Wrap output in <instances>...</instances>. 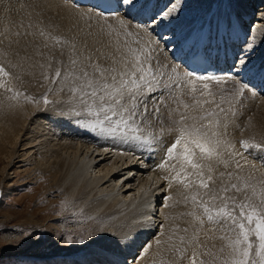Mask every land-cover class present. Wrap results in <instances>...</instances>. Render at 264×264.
I'll use <instances>...</instances> for the list:
<instances>
[{
    "label": "snow or ice",
    "instance_id": "obj_1",
    "mask_svg": "<svg viewBox=\"0 0 264 264\" xmlns=\"http://www.w3.org/2000/svg\"><path fill=\"white\" fill-rule=\"evenodd\" d=\"M110 2L115 6L97 11L73 0L74 20L65 31L49 17L47 23L41 18L9 34L5 62H0V94L9 101L23 95L37 111L42 107L113 144L161 153L155 168L162 173V207L185 209L172 215L185 226L175 223L166 239L155 240L161 264H264V172L254 176L256 164L237 149L239 143L245 152L256 150L264 167V125L257 133L252 116L236 123L247 107L246 94L258 95L255 81L264 85V63L255 64L251 56L264 46V26L245 29L237 12L239 28L229 21L236 49L231 62L216 71L197 70L164 55L170 42L164 30L175 37L186 0ZM190 50L199 54L195 43ZM25 64L30 75L35 78L39 70L40 81L47 82L39 83L44 89L39 96L17 88L23 78L16 70ZM229 127L240 131L238 139L230 138ZM237 157L245 159L246 174ZM139 191L141 208L155 215L152 188ZM159 227L163 237V224ZM202 231L210 244L201 241ZM101 236L117 244L124 238L101 230L89 242ZM150 248L143 247L132 264Z\"/></svg>",
    "mask_w": 264,
    "mask_h": 264
},
{
    "label": "bare ground",
    "instance_id": "obj_2",
    "mask_svg": "<svg viewBox=\"0 0 264 264\" xmlns=\"http://www.w3.org/2000/svg\"><path fill=\"white\" fill-rule=\"evenodd\" d=\"M203 2L204 0H186V8L198 10L195 16L192 18V16L182 15L175 37H172L171 32L164 31V34L167 33L165 40L170 41L167 44L170 48L166 47L170 54L167 51L164 52L169 60H171L172 47H178L181 41L186 40L187 36L193 32V37L198 34L203 35L201 28L204 23L207 33L208 27L220 31V34H217L219 35L218 46L226 51L229 48L228 36L234 37L232 34L234 32L229 29V21L233 28H239L236 20L237 12L242 17L245 29L249 26L254 27L259 21L258 12L251 4L238 8L239 0ZM259 2L258 5L262 4V0ZM77 3L79 4L78 1ZM72 4L73 1L69 3L63 0H10V4L9 0H0V6L9 5L8 8H0V40H3V45L0 46V61L2 62V54L8 47L9 34L17 30L25 31L30 23L35 25L41 18L47 23L48 18L51 17L52 21L60 24L61 30L65 31L74 20ZM259 7L263 8V6ZM81 8L87 9V7ZM254 10L257 13H254ZM263 25L264 22L261 21L255 28ZM230 39L233 40V38ZM164 46V42L161 41V47L164 48ZM263 53L264 51L261 52L256 47V56L260 57ZM177 61L179 63V60ZM16 71L23 78L22 88L27 90L28 94L39 96L40 94L35 90L40 87L39 83L43 82L40 81L39 70H36L35 78L30 75L32 69L28 64ZM21 86L18 85L19 88ZM246 95L244 104L247 105V109L245 111L252 110L248 116L253 117L252 124L255 126L253 131L259 133L261 125H264V94L255 96L257 99H252L254 97L250 94ZM41 109L40 113H44L45 116L43 108ZM244 109H241L242 113L245 112ZM36 113V106L26 101H19L14 107L0 105V164H3L0 167L1 184L7 183L11 178L10 173L15 172H9V170L14 166L12 159L18 158L23 163L17 164L13 170L24 166L34 175L32 179L45 178L49 193L55 198L54 203L65 207L66 212H76L78 213L76 216L85 217L97 232L107 230L109 233H114L117 238L124 237L117 244L110 236H101L98 239L99 248L89 253L87 257L74 261L65 259L61 264H126V262L132 264L133 257L138 256L141 249L147 245H151V248L142 259L137 261V264L153 262L157 258L155 240L166 239L172 233L175 223L183 222L172 221V215L182 211L181 209L172 210L162 207L164 199L160 192L162 182L159 179L162 173L155 168L161 160V153L149 149L140 152L141 155L121 154L114 149L115 144L109 138L102 139V143L96 140L97 144L93 145L66 138H55L56 136L53 134L55 136L53 137L49 132L50 126L45 125L46 121L44 122L43 119L41 121L39 117L35 123L33 122ZM247 118L246 113H243L236 123L243 125L247 122ZM228 132L234 139H238L241 135L238 129L232 127H229ZM91 134L94 137L96 134L99 135L96 131H92ZM244 135L248 137L250 133L246 132ZM85 136L88 134L86 133ZM89 140L93 141L91 137ZM237 149L248 161L257 155L256 150L251 152L250 149L251 154L243 152L239 143H237ZM29 157V161L25 162ZM237 159L246 174L249 169L245 159L240 157ZM258 159L256 157L255 162L253 161L259 170L253 173L257 177L264 172L262 161L259 159L257 163ZM150 187L154 193L155 215L141 208L143 197L139 190ZM6 195L7 190L0 188V200L6 198ZM62 201L66 203L62 204ZM44 211H52V209ZM165 215L169 216V220L164 219ZM149 216L151 219H148ZM161 224H163V237L160 236L162 229L159 225Z\"/></svg>",
    "mask_w": 264,
    "mask_h": 264
},
{
    "label": "rangeland",
    "instance_id": "obj_3",
    "mask_svg": "<svg viewBox=\"0 0 264 264\" xmlns=\"http://www.w3.org/2000/svg\"><path fill=\"white\" fill-rule=\"evenodd\" d=\"M205 2L206 0H204L203 3ZM239 2V5H237L238 8L248 4L256 8L259 21L254 27L261 21L264 22V0H262V4L260 5H258L259 0H239ZM259 6H263V8ZM197 11V9L185 8L184 16H192L193 18ZM257 47L261 52L264 51V46L258 45ZM2 58V62H5L3 54ZM22 84H20V86ZM18 85L19 84H17L18 90L23 93V86L19 88ZM35 90L39 94L44 91L41 87L35 88ZM4 98L5 96L0 94V101ZM17 100L25 102L23 95L18 97ZM17 100L9 101L5 98L0 102V105L4 107H14L19 103ZM246 109L247 107L244 111ZM251 111H245L243 113H246V117H248ZM40 112H42V109L37 111L34 115L33 122L35 123L39 117L41 121L42 119L44 122L46 121L45 125L47 127L48 125L50 126L48 127L50 130L49 132L52 133L53 137L56 136L55 138H66L74 141L87 142L91 145L97 144L96 140L98 143H102V139H108L100 134H96L94 137V135L91 134L93 131L91 129L86 130L83 127H77L73 124L60 121L53 113L44 111V116V113ZM40 115L43 116L41 117ZM242 116L243 115H241L239 119ZM86 133L93 141H90L89 137L85 136ZM231 136L232 135H230V138H233ZM25 140H23V142H28ZM116 144L119 143L117 142ZM116 144L114 145V149L118 151V149L115 148ZM126 147L129 148L130 146H124L123 148L125 149ZM240 149H242L241 146ZM242 151L245 152L243 149ZM253 151L254 150H251V152ZM118 152L132 156L130 153L124 151ZM140 152H142V150H140ZM256 157L257 155L251 158V161L255 162ZM29 159L30 157L27 158L25 162H28ZM12 160L14 166L10 168L9 172H15L12 174L10 173L11 178L8 179L7 183L1 184L0 182V188L3 187L7 190L6 198L0 200V264H61L65 259L68 261L81 260L87 257L89 253L95 251L96 248H99L98 239H92L91 242H89L90 237H94L98 233L97 230L93 229L89 224L90 221L85 217L76 216L78 214L76 212H66L65 207H60L59 204L54 203L55 198L49 193L45 178L32 179L34 175L24 166L20 169L13 170L16 168L15 166H17V164H22L23 162L19 161L18 158ZM257 163H259V159ZM1 165L3 164L1 163L0 167H2ZM56 207H58V210ZM50 208L52 211H44ZM180 209L182 211L185 210L183 208ZM180 225L181 227L185 226L184 222ZM211 227V225L206 226L204 231H207V229ZM173 230L174 227L171 232ZM191 231L192 229L190 228V234ZM204 231L200 234L202 242L207 241ZM209 235H211V233H209ZM217 235H219V233H217ZM67 240H71L72 242L68 243L66 242ZM80 241H84V243H80ZM207 242L209 244L211 243V241ZM167 256L168 254L165 252L163 258L166 259ZM161 259L162 257L157 255V258L154 259L155 261L153 260L150 264H161Z\"/></svg>",
    "mask_w": 264,
    "mask_h": 264
}]
</instances>
